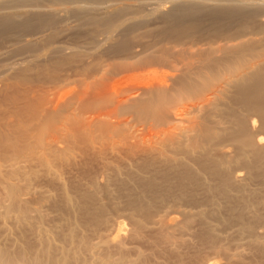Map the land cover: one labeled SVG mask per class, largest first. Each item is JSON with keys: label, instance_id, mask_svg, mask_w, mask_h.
I'll return each instance as SVG.
<instances>
[{"label": "rangeland", "instance_id": "rangeland-1", "mask_svg": "<svg viewBox=\"0 0 264 264\" xmlns=\"http://www.w3.org/2000/svg\"><path fill=\"white\" fill-rule=\"evenodd\" d=\"M170 1L0 0V15L11 14L17 22L31 20L33 13L41 14L42 20H51L44 22L45 25L42 23L41 27L40 25L38 28L32 27V30H22V27H16L11 29L12 31L0 34V103L2 102L0 105H9L7 98L10 96H17V98L21 96L22 101L25 97L27 99L32 96L30 92V88L33 87L32 75L36 73L40 62H42L41 65L49 63L56 67L54 61L61 60L63 56H73L75 61L61 66L57 74L64 82L80 77L79 74L85 67H89V63L98 62L101 66L108 64L110 62L108 59L116 58V55L109 54L106 50L120 41L123 32L129 40L128 54H138L139 58L153 57L165 64H175L178 68L182 66L181 56H186L188 53L192 54V57L193 55L198 57L200 53V56L203 53L207 55L210 49L233 46L234 43L237 45L242 42H257L261 51L264 52V29L261 28L264 23V6H261L264 0L253 2L260 7L253 6L250 0H215L205 3L190 0V4H196L203 9L199 15L202 27L194 34H182L183 36L178 35V37L177 35L170 36L168 31L170 26L165 12L174 8V3ZM122 3L131 4V8L119 12L118 7ZM154 3L159 4L161 9L154 11V5L152 6ZM211 6L259 10H256V13L249 12L244 16L228 20L222 15L213 18L208 13ZM54 7H68L69 10L51 13L49 9ZM112 13L117 15L113 21L114 28L108 31L106 21L107 17L113 15ZM131 18L134 20L143 18V20L136 26L129 27L133 21ZM95 19L99 21L98 24L94 22ZM224 24H227V28L226 30L222 28V31L218 27ZM188 25L189 21L185 19L183 26L188 27ZM93 49L96 50L95 53L91 52ZM161 56L164 60L159 58ZM93 59H95L94 62ZM67 71H69L68 74ZM7 81L17 83V87L9 88L5 85ZM40 84L42 87L44 85L50 87L48 83L46 85L39 82L38 85ZM5 106L2 107L4 110L10 107L5 108ZM2 108L0 107L1 110ZM4 110L1 111L0 122L7 113ZM255 123L256 127L253 130L256 135L259 133V136H262V132L258 130V122ZM229 143L219 145L216 150L209 153L213 154V157L221 156L220 153L224 151H226L225 154H229L228 152H233L235 149ZM82 156H77L64 164L65 166H61L63 167L61 175H63L64 189H61V185L51 176L48 177L41 172L31 177L29 194L23 197L28 196L25 200L29 210L39 207L37 210L40 214L37 216L31 212V217L24 224L18 222L16 209L12 210V208L11 212L10 209H6L8 201L4 199L6 197L0 186L2 189H0V253L4 257L0 264H55L57 260L60 261L65 253L61 255L55 248H53L54 251L51 250L52 255H49L52 259L43 253V245L39 238L49 231L55 235L54 243L63 245L69 251L72 248L76 249L82 239L88 241L89 244H96L99 248L96 246V250L92 249L93 254L90 250L80 253V258L88 264H102L105 260H110V257H112L111 260H118L122 253L118 252L113 242L117 239L123 242L124 259H128L127 261H131L132 264H264V167L248 168L245 164H242L244 166L235 165L238 167L232 168V177L235 180L231 186L225 187L220 181L221 178L216 179L218 176L210 173L204 175L200 172L197 159L192 157L187 159L189 166L187 171L194 175L197 174L202 187L198 188L200 186L198 185L196 188L195 186V190L184 187L185 193H182L181 191L184 190L180 185L182 189H179L181 191L178 190L179 193H177L178 183L180 184L177 176L180 173L185 174L183 167L174 168L172 166L169 170L171 166L160 163L157 166L159 169L156 170V164L152 169L158 172H153V176L159 174L158 176L161 177L162 170L170 176L174 174L176 176L178 173L176 177L174 176L178 183L171 181L174 180L172 177L170 181L174 185L169 181L166 182L173 186L169 187L166 183L164 186V182L162 184L159 180L164 189L160 186L163 191H160L159 195L157 194L151 201L153 208H150V215L147 217L140 209L143 211V206L147 203L145 202L147 192L143 182L148 180V176L153 177L150 175L151 168L140 172L138 171L140 169L135 167L137 164L132 165L126 160H117L120 166L119 173L111 172L110 169L103 172L93 157L85 155L83 159ZM160 166H167V170L160 169ZM191 166L195 170L194 168L192 170ZM203 180L205 185H202ZM10 181L18 183V180L10 179ZM175 187H177L176 191ZM222 188H227V191ZM223 191L226 193L224 194ZM64 192L73 197V201L68 205L62 198ZM187 192H189L188 196H186ZM182 194L184 199L180 198ZM225 195L227 196L224 197ZM204 196L206 199L210 198L206 200ZM229 197L231 199L228 200ZM85 210H88L90 215L85 216ZM185 212H191L192 215L185 216ZM119 223L122 224L121 227L124 230L118 238L115 230ZM71 231L74 232L75 246L74 243L69 245L68 242H62ZM105 238L112 241L108 244L109 246L105 243L102 245L101 241H105ZM56 251L58 252L55 253ZM125 263L126 261L121 264Z\"/></svg>", "mask_w": 264, "mask_h": 264}, {"label": "bare ground", "instance_id": "bare-ground-1", "mask_svg": "<svg viewBox=\"0 0 264 264\" xmlns=\"http://www.w3.org/2000/svg\"><path fill=\"white\" fill-rule=\"evenodd\" d=\"M189 1H170L174 3V8L165 12L166 20L170 26V30L168 29L170 36L194 34L202 27L199 15L203 9L196 4H190ZM193 1L205 3L215 0ZM250 1L253 6H259L253 3L255 0ZM263 4L261 6H264ZM119 5L120 10L117 8L119 12L131 8L129 3ZM152 6L154 11L161 9L159 4L155 5L154 3ZM66 10H69L68 7L49 9L51 13H61ZM256 10L259 9L247 10L243 7L219 8L211 6L208 13L213 18L222 15L230 20L249 14V12L256 13ZM31 15H33L32 19L26 18L27 21L24 22L22 20L21 22L15 21L11 14L0 15V34L12 31L16 27H22V30H30L34 26L38 28L42 23L51 21L48 20L49 17L48 21L44 18L45 21L42 20L40 18L42 15L39 13ZM115 15L117 14L107 17L106 28L108 31L114 28ZM52 19L54 20V18ZM185 19L189 21L188 27L183 26ZM142 20L143 18L130 20L132 22L131 25L128 23L129 27L136 26ZM94 22L99 23L96 19ZM262 24L261 28L264 29V23ZM226 25L218 28L222 31V28L226 30ZM124 33H121L123 36L118 43L106 50L109 54L116 55V58L108 59L110 60L108 64L101 66L93 59L94 63H87L89 67L82 70V73L79 74L80 77L64 82L57 74H59L61 66L75 61L73 56H63L61 60L54 61L56 67L49 63L41 65L42 62L39 60L41 66L39 65L36 73L32 75L33 87L30 85L32 96L27 99L25 97L23 101L21 96L18 97L19 99L17 96L6 97L9 104L6 106H10V110L6 108L5 104L1 106L2 102L0 103V107L5 106L7 111L6 113L2 108L6 114L3 121L0 122V186L3 190L0 189L4 192L6 197L4 199L8 201L6 209H10V212L12 208V210L18 211V222L22 224L27 222L31 217V212L37 216L40 214L37 210L39 207L30 211L25 200L28 196L23 197L29 194L31 177L41 172L48 177L51 176L55 182L61 185V189H64L63 175H61L63 167L61 166L77 156L83 155L81 157L83 159L85 155L93 157L103 172L110 169L111 172L119 173L120 166L117 160H126L132 165L137 164L135 167L140 169L138 170L140 172L151 168L150 175L152 176L153 172H158L156 170L159 169L157 166L160 163L171 166L169 170L172 166L174 168L183 167L185 174L180 173L177 176L176 172L180 184L175 181V174L170 176L163 170L161 173L159 171L161 177L158 176L159 174L151 178L148 176V180H145V177V181L140 178L144 181V189L147 192V201L144 200L147 203L143 206V211L140 210L147 217L150 215V208H153L151 201L164 189L163 185H160V181L162 184L164 182V186L168 181L177 182L179 185L177 191L182 189L181 186L182 190L184 187H189L188 189L191 190L201 184L197 174L194 175L187 171L189 170L187 159L195 157L200 172L204 175L210 173L218 176L216 179L221 178L220 181L225 187L231 186L235 180L232 177V168L235 165L245 164L248 168L264 167V52L261 51L257 42H242L237 45L234 43L233 46L210 49L209 54L203 53L200 56V53L199 58L197 55H193L194 58L196 57L194 60L192 54L188 53L186 56L180 57L182 66L178 68L175 64H165L160 59L153 57L139 58L138 54H128L129 40ZM95 51V49L91 50L92 53ZM141 52L143 51L141 50ZM159 58L164 60L163 56ZM51 62L53 63V61ZM66 73L68 74L69 71ZM65 77L67 78V76ZM8 81L5 85L9 88L17 84ZM39 82L48 83L50 87H45V85L42 87L41 84L38 85ZM17 91L19 93V90ZM2 110L0 109V114ZM255 122H258V130L262 132V136H259L258 131L257 137L253 130L256 127ZM225 143L233 145L234 154L231 151L228 152L229 154H225L226 151L221 152L223 154L219 152L221 156L214 154L216 157L210 154L211 151L216 150V147L223 146ZM140 162L142 163L140 164ZM155 165L157 168L153 170ZM166 167L160 166V169H166ZM191 167L193 170L194 167ZM172 177L174 180L170 181ZM212 177L215 178V176ZM10 179L18 180V183L11 182ZM21 182L23 184H20ZM166 185L168 186L169 183ZM225 189L227 191V188L223 190ZM181 192L185 193V190ZM189 192L186 193V196ZM192 192L195 194L194 191ZM181 197L184 199L183 194ZM189 197L192 196L189 195ZM204 197L206 199V196ZM62 198L67 205L73 201V197L66 192L63 193ZM209 198L207 197V199ZM229 199L231 198L229 197ZM191 212H185V216L192 215ZM199 213L200 211H198ZM84 215L88 216L90 212L85 210ZM121 225L119 223L115 230L117 235L115 236L118 238L124 230ZM137 225L134 224V226ZM52 233L50 231L43 235L40 233L42 237L39 239L43 245V253L46 255H52L53 248L58 250L61 255L65 253L63 258L60 257L61 260H57L55 264H88L80 258L81 251L96 250L98 247L96 244H89L88 241L82 239L77 244L78 248L73 249L72 246L73 250L69 251L63 245L54 243L55 235ZM67 235L63 236L62 242L72 245L75 242H73L74 232L71 231ZM101 242L102 245L103 243L108 245L112 241L105 238V241ZM113 242L116 244L118 252L124 254L123 242L120 239ZM122 254L118 260L115 258H113L115 260H111L112 257L109 255L110 260H105L102 264H121L125 261L127 264H132L131 261H127L128 259L125 260ZM3 260L4 257L0 253V263Z\"/></svg>", "mask_w": 264, "mask_h": 264}]
</instances>
